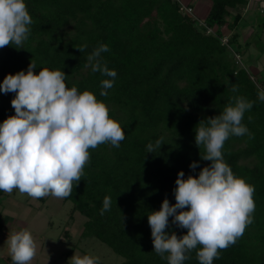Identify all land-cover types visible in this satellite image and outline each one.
<instances>
[{"label": "trees", "instance_id": "16d2710c", "mask_svg": "<svg viewBox=\"0 0 264 264\" xmlns=\"http://www.w3.org/2000/svg\"><path fill=\"white\" fill-rule=\"evenodd\" d=\"M210 1L201 19L193 0L186 4L193 14L182 10L181 0H25L32 24L23 48H0V83L7 74L27 71L31 61L36 72L64 71L67 87L91 91L124 130L118 148L105 143L89 149L81 180L63 198L73 204L71 217L78 211L87 218L82 236L108 245L123 258L122 264H168L153 250L148 214L159 210L165 198L176 202L180 170L185 178L198 176L211 163L200 158L204 148L195 144V128L200 120L207 124V117L222 112L234 96L252 102L242 124L253 138L230 135L222 153L234 175L254 186L255 211L243 235L220 250L213 264H264V101L258 99L264 67L257 73L251 68L254 51L262 57L264 50L257 51L250 37L241 40L248 17L243 11L250 0ZM260 3L250 10L259 32L264 28ZM100 44L109 48L102 61L117 73L107 96L100 94L101 81L112 78L87 66V57ZM14 96L0 91V123L15 114ZM157 140L163 142L160 148L155 147ZM149 143L153 152H147ZM193 161H198L194 171L189 167ZM106 196L111 208L101 215ZM172 220L170 216L166 232L186 234ZM200 247L187 253L183 264H199Z\"/></svg>", "mask_w": 264, "mask_h": 264}, {"label": "clouds", "instance_id": "9594fccd", "mask_svg": "<svg viewBox=\"0 0 264 264\" xmlns=\"http://www.w3.org/2000/svg\"><path fill=\"white\" fill-rule=\"evenodd\" d=\"M31 24L25 0H0V48H23ZM84 47L78 48L80 52ZM107 51L108 46L100 44L87 57L93 73L112 78L101 81L102 96L108 95L117 75L102 61V53ZM34 69L31 61L27 71L7 74L0 83V91L15 93L11 100L15 114L0 123V191L12 194L18 190L33 199L49 195L63 199L71 196L74 182L76 186L81 180L90 160L89 149L105 143L118 148L125 133L91 91L66 86L64 71ZM231 91L238 88L234 85ZM258 99L264 101V90L258 91ZM252 106L245 98L234 96L222 112L207 117V124L199 121L195 144L199 150L204 148L200 158L211 163L198 176L185 178L180 170L175 181L176 202L170 204L165 198L159 210L148 214L153 250L168 264H183L186 254L198 245L199 264H213L220 250L235 244L253 222L254 186L234 175L222 153L230 135L253 138L242 124L245 111ZM162 143L157 140L155 147ZM153 151L149 143L147 152ZM189 167L194 171L198 161ZM111 204L106 196L100 214L109 211ZM170 216L174 224L187 229L186 234L178 237L166 232ZM7 244L12 264H31L36 256L34 238L27 230L9 235ZM68 264H99V257L74 254Z\"/></svg>", "mask_w": 264, "mask_h": 264}, {"label": "rangeland", "instance_id": "374dc122", "mask_svg": "<svg viewBox=\"0 0 264 264\" xmlns=\"http://www.w3.org/2000/svg\"><path fill=\"white\" fill-rule=\"evenodd\" d=\"M181 1L186 5L189 0ZM256 1H260V6L264 8V0H250L248 7L243 11V15L248 17L247 21L242 22L241 40L250 37L258 51L264 50V28L261 32L255 30L256 15L250 10L257 6ZM193 2L197 17L204 19L211 1ZM254 52L256 54L252 61L255 63L251 68L257 73L264 67V55L259 57L260 52ZM246 53L245 57L249 59L251 52ZM72 207L71 201L51 195L33 199L18 190H14L12 194L0 191V264H12L8 254L7 237L20 230L29 231L36 244V256L31 264H68L74 254L99 257V264H122L123 258L108 245L96 237L82 236L87 218L78 211L71 217ZM65 231L69 232L68 236L64 234Z\"/></svg>", "mask_w": 264, "mask_h": 264}, {"label": "built area", "instance_id": "2783aa9c", "mask_svg": "<svg viewBox=\"0 0 264 264\" xmlns=\"http://www.w3.org/2000/svg\"><path fill=\"white\" fill-rule=\"evenodd\" d=\"M182 10H183V11H186V12H188V13H190V14H193V10H192V8H191V7H188V6L184 5V4H182ZM203 24H204V23H203ZM207 32H210V33L212 32V33H214V29L211 28V27H207ZM222 41H223V43L227 44V43H228V37H227V36H224L223 39H222ZM236 57H237V59H238L239 61H241V59H240V55H239V54H236Z\"/></svg>", "mask_w": 264, "mask_h": 264}, {"label": "crops", "instance_id": "0c3cea01", "mask_svg": "<svg viewBox=\"0 0 264 264\" xmlns=\"http://www.w3.org/2000/svg\"><path fill=\"white\" fill-rule=\"evenodd\" d=\"M191 1H192V0H189L188 3L191 2Z\"/></svg>", "mask_w": 264, "mask_h": 264}]
</instances>
